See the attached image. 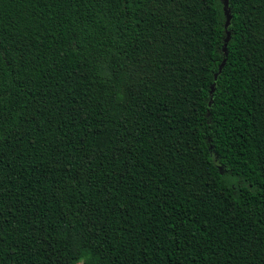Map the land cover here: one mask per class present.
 Instances as JSON below:
<instances>
[{
  "label": "trees",
  "instance_id": "trees-1",
  "mask_svg": "<svg viewBox=\"0 0 264 264\" xmlns=\"http://www.w3.org/2000/svg\"><path fill=\"white\" fill-rule=\"evenodd\" d=\"M264 264V0H0V264Z\"/></svg>",
  "mask_w": 264,
  "mask_h": 264
},
{
  "label": "rangeland",
  "instance_id": "rangeland-1",
  "mask_svg": "<svg viewBox=\"0 0 264 264\" xmlns=\"http://www.w3.org/2000/svg\"><path fill=\"white\" fill-rule=\"evenodd\" d=\"M76 264H84V263H83V260H78V261L76 262Z\"/></svg>",
  "mask_w": 264,
  "mask_h": 264
}]
</instances>
